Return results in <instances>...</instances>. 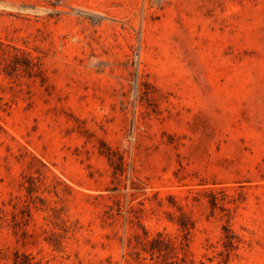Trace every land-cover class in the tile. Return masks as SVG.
I'll use <instances>...</instances> for the list:
<instances>
[{"label": "rangeland", "instance_id": "1", "mask_svg": "<svg viewBox=\"0 0 264 264\" xmlns=\"http://www.w3.org/2000/svg\"><path fill=\"white\" fill-rule=\"evenodd\" d=\"M0 264H264V0H0Z\"/></svg>", "mask_w": 264, "mask_h": 264}]
</instances>
